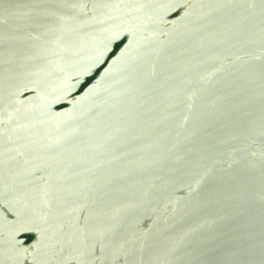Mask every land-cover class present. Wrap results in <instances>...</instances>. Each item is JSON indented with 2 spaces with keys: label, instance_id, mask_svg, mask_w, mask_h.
<instances>
[{
  "label": "water",
  "instance_id": "obj_1",
  "mask_svg": "<svg viewBox=\"0 0 264 264\" xmlns=\"http://www.w3.org/2000/svg\"><path fill=\"white\" fill-rule=\"evenodd\" d=\"M0 264H264V0H0Z\"/></svg>",
  "mask_w": 264,
  "mask_h": 264
}]
</instances>
